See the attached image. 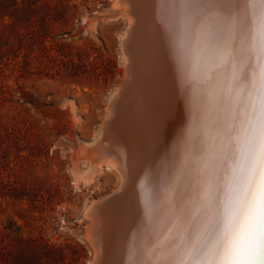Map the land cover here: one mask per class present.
Here are the masks:
<instances>
[{
    "label": "bare ground",
    "instance_id": "obj_1",
    "mask_svg": "<svg viewBox=\"0 0 264 264\" xmlns=\"http://www.w3.org/2000/svg\"><path fill=\"white\" fill-rule=\"evenodd\" d=\"M116 2L129 16L126 74L88 167L108 157L121 183L91 204V264H194L188 253L198 236L218 230L238 160V101L258 70L252 21L245 5L222 0ZM161 180L166 201L157 224Z\"/></svg>",
    "mask_w": 264,
    "mask_h": 264
},
{
    "label": "rangeland",
    "instance_id": "obj_2",
    "mask_svg": "<svg viewBox=\"0 0 264 264\" xmlns=\"http://www.w3.org/2000/svg\"><path fill=\"white\" fill-rule=\"evenodd\" d=\"M128 18L116 0H0V264L93 263L91 204L121 179L90 147Z\"/></svg>",
    "mask_w": 264,
    "mask_h": 264
},
{
    "label": "snow or ice",
    "instance_id": "obj_3",
    "mask_svg": "<svg viewBox=\"0 0 264 264\" xmlns=\"http://www.w3.org/2000/svg\"><path fill=\"white\" fill-rule=\"evenodd\" d=\"M222 2L246 6L258 70L238 101L244 112L238 160L223 197L219 228L214 235L198 236L188 255L194 264H264V0Z\"/></svg>",
    "mask_w": 264,
    "mask_h": 264
},
{
    "label": "water",
    "instance_id": "obj_4",
    "mask_svg": "<svg viewBox=\"0 0 264 264\" xmlns=\"http://www.w3.org/2000/svg\"><path fill=\"white\" fill-rule=\"evenodd\" d=\"M165 166V167H164ZM167 168V164L166 165H163L162 168H161V177H165V180L166 182L168 181V171L164 173V169ZM160 173V172H159ZM165 183L163 184V181L161 180L160 181V184H159V187H156V190H155V199H156V202H155V205H156V208H155V215H156V223L158 224L159 221H160V217H161V213L163 211V208H164V203L166 201V191H165ZM169 194V193H168ZM148 223H150V220L146 219L142 222V226H141V229L144 230L143 227H145V230L148 231ZM154 224L152 223V228H153ZM154 229V228H153ZM145 232V231H144ZM148 233H145V241L149 240V237H148ZM147 238V239H146Z\"/></svg>",
    "mask_w": 264,
    "mask_h": 264
}]
</instances>
